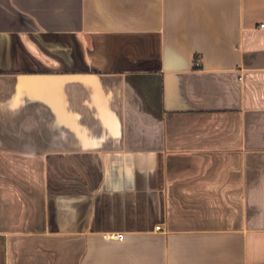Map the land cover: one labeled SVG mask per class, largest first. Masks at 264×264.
I'll return each instance as SVG.
<instances>
[{
	"label": "crops",
	"instance_id": "obj_1",
	"mask_svg": "<svg viewBox=\"0 0 264 264\" xmlns=\"http://www.w3.org/2000/svg\"><path fill=\"white\" fill-rule=\"evenodd\" d=\"M262 25L264 0H0V264H264Z\"/></svg>",
	"mask_w": 264,
	"mask_h": 264
},
{
	"label": "built area",
	"instance_id": "obj_2",
	"mask_svg": "<svg viewBox=\"0 0 264 264\" xmlns=\"http://www.w3.org/2000/svg\"><path fill=\"white\" fill-rule=\"evenodd\" d=\"M262 27H264V25H262ZM197 64H199V62ZM111 238L117 239V240H122L124 237H123V235H111Z\"/></svg>",
	"mask_w": 264,
	"mask_h": 264
}]
</instances>
